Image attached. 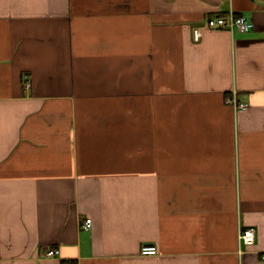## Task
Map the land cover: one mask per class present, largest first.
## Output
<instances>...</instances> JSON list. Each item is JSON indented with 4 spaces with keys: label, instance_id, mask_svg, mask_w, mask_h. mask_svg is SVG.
Masks as SVG:
<instances>
[{
    "label": "crops",
    "instance_id": "0c3cea01",
    "mask_svg": "<svg viewBox=\"0 0 264 264\" xmlns=\"http://www.w3.org/2000/svg\"><path fill=\"white\" fill-rule=\"evenodd\" d=\"M263 255L264 0H0V264Z\"/></svg>",
    "mask_w": 264,
    "mask_h": 264
},
{
    "label": "built area",
    "instance_id": "2783aa9c",
    "mask_svg": "<svg viewBox=\"0 0 264 264\" xmlns=\"http://www.w3.org/2000/svg\"><path fill=\"white\" fill-rule=\"evenodd\" d=\"M253 22L243 14H236L234 11H227L225 14H214L208 17L203 26H197L193 28L192 35L194 40H198L201 36V28L208 27L214 29H228L230 31L237 29L241 33L249 32L253 28ZM28 86V84H26ZM236 91L233 90L230 94L226 95V103L234 106L237 109H246L248 103L238 102L235 97ZM91 224V219L86 218L81 226L84 229H89ZM239 239L244 244H251L254 241V229L249 227L243 229L239 234ZM157 253L156 246L153 244H143L140 248V254L145 256H152ZM59 254L58 248L47 247L42 255L44 257H57ZM264 259V255L262 256Z\"/></svg>",
    "mask_w": 264,
    "mask_h": 264
},
{
    "label": "trees",
    "instance_id": "16d2710c",
    "mask_svg": "<svg viewBox=\"0 0 264 264\" xmlns=\"http://www.w3.org/2000/svg\"><path fill=\"white\" fill-rule=\"evenodd\" d=\"M219 13H220V14H225L226 12H218V14H219Z\"/></svg>",
    "mask_w": 264,
    "mask_h": 264
}]
</instances>
